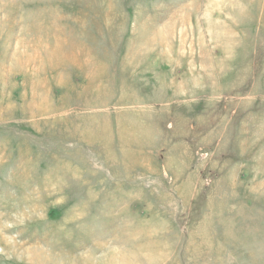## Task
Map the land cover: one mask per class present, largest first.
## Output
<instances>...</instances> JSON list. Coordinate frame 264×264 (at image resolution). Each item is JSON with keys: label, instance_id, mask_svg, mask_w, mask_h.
Wrapping results in <instances>:
<instances>
[{"label": "rangeland", "instance_id": "374dc122", "mask_svg": "<svg viewBox=\"0 0 264 264\" xmlns=\"http://www.w3.org/2000/svg\"><path fill=\"white\" fill-rule=\"evenodd\" d=\"M0 264H264V0H0Z\"/></svg>", "mask_w": 264, "mask_h": 264}]
</instances>
